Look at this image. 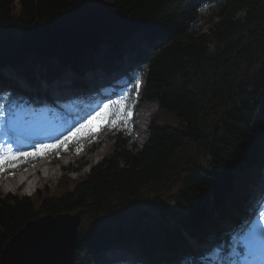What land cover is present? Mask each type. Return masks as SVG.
<instances>
[{"label":"trees","instance_id":"16d2710c","mask_svg":"<svg viewBox=\"0 0 264 264\" xmlns=\"http://www.w3.org/2000/svg\"><path fill=\"white\" fill-rule=\"evenodd\" d=\"M71 22L98 25L110 68L132 34L144 31L141 38L150 43L137 55L149 70L142 99H158L159 112L134 151L136 128L126 120L133 79L128 108L111 103V121L119 117L114 151L88 174L66 173L53 191L34 196L0 194V254L31 219L83 209L89 224L81 227L74 264H194L183 228L206 235L217 222L214 208L236 217L250 196L248 176L257 178L247 168L260 163L263 171L264 0H0V70L11 64L34 80V63L47 62L50 78L67 65H95L99 47L65 49L55 61L22 42L36 28ZM10 89L22 91L15 83ZM196 147L202 160L193 155ZM174 187L168 197L157 196ZM153 195V219L130 214ZM114 245L146 258L106 263L102 251Z\"/></svg>","mask_w":264,"mask_h":264},{"label":"rangeland","instance_id":"374dc122","mask_svg":"<svg viewBox=\"0 0 264 264\" xmlns=\"http://www.w3.org/2000/svg\"><path fill=\"white\" fill-rule=\"evenodd\" d=\"M244 12H245V10H242L239 13V15L241 13H244ZM215 20L216 21L218 20V16L215 17ZM45 27H48V26H45ZM206 27H204V28H206ZM141 32L142 31L135 32L133 34V36L126 42V46L130 47L132 44L137 43L139 41V36H140ZM144 45H146V44H144ZM106 49H107V46H103L102 50L105 51ZM103 51L96 54V62H97V65H99V66L104 64ZM130 57L132 58V60L135 59V57L130 52H128V51L124 52L122 54L121 58L118 60L117 65L122 64V62L124 61V60L121 61L122 59L127 60V59H130ZM133 62L134 63L132 64V66L135 69H137L138 68V61L133 60ZM6 71L7 72L9 71L8 73H10V75H11V76L9 75L10 79H13L15 81L17 80V82L19 84L20 83H26L23 79L17 77V73H16L17 70L12 65L7 66ZM34 71L36 72V77H37V80L40 83V85H42V84L45 85L46 81L41 76L39 69L36 65H34ZM119 71H121V70H119ZM85 73H88L89 75L91 73L90 76H93V74H95L97 76L94 79L92 77H89V80H91V82L89 83L90 86L88 88H80V87L74 88V89L78 90V91H76L77 93L81 94V95H79V97H81L82 94H85L86 100L90 99L89 93L92 92L94 82H97V80H99V82H102L101 83L102 86L108 88L107 92L110 93L109 89H110L111 84L114 83L118 79L114 75H108L106 73L101 74L95 70H92V71L88 70V71H85ZM97 73H99V74H97ZM12 75H13V77H12ZM119 75L121 77H123V80H125L127 77L126 75H124L121 72ZM15 77H17V79ZM75 77L76 76H74L72 78H75ZM72 78L67 79V80L65 78H63V80L70 82L72 84L74 81V79H72ZM3 84L4 83H1L0 85H3ZM71 84L68 86L71 87L72 86ZM20 85H22V84H20ZM43 85L41 88L43 90H45V87ZM81 91H83V92H81ZM104 95L100 96L97 100L102 99L104 97ZM86 100L84 102H87ZM97 100L96 99L91 100L88 103H93ZM105 101H107V100H105ZM105 101L103 103H101L100 105H97L93 109V111H91V112L85 111L83 114H78L77 116L74 115L71 118L70 117L65 118L63 112H60L59 110H56V111L49 110L48 116L50 119H48V117L46 115V110L43 111L44 114H41V115H44V117H46V119H47L46 121L48 122V125H46L44 129L43 128L40 129V131H39L40 134L43 133L44 135H47V136L49 134L50 135L54 134L53 137H56V139H54V142H47L46 144H55L58 141L63 140L64 137L69 136L72 133H74V130L79 125V123H85L86 126L90 127L89 135L95 137V138L93 137V142H95V141L99 142V145H98V147H95L96 149L93 152H91V151H87V146H85L86 144H84L80 148L78 155L76 154L75 157H71L72 162H70V164H68L69 159L66 157H62L59 154V151H57L55 153V163H53L52 165L51 164H44L42 166V168H43L42 173L39 174V176H38L40 178V180L38 182V189L50 187V189L53 188L52 189V191H53L56 188V184H57L58 179L60 178V176H62L63 173H65V171H66L65 169L69 168V167H72L74 169H78V171H71L72 168H69V172L73 177H77V178L80 176L83 177L85 174L89 173L90 170L92 169V167L95 166L98 163V161L102 160L108 152L113 151V148L111 146V143L115 141L113 136H111L110 134L108 135L107 133H105V135L100 134V135L96 136L98 131H101L103 129V127H105L107 125V121L105 119L100 120L99 119L100 115H98L99 110L101 109V106H103ZM32 102H33V98H31V97L29 98L28 96H24L23 98H14L10 101L9 105L6 107L3 114L2 115L0 114V155H3L7 151L8 146H10V143L8 141H6L8 139V136H6V131L10 128V126L12 124L11 121H12L13 117L14 118H13L12 122H19L21 124L29 123L30 120H32V119H37L38 120L37 123H42V121L38 119L37 113L34 116V115H31V112L29 110L25 109V108L32 107L31 106ZM85 105H87V104L84 103L80 107L85 106ZM147 105L151 106L152 109H151V112L150 113L148 112L147 115L144 117L146 119L145 122L144 121L142 122L141 121L142 117L140 116V113H141L142 109ZM147 105H145L142 109L138 108L135 113L133 110H129V119L133 118L134 116L136 118L134 121L135 126L137 128V130H136V143L129 145L130 148H132L134 151L140 150L144 146L145 142L147 141V139L149 137L150 124L153 120L154 115L158 111V102L157 101H152L151 103H148ZM77 107H78L77 105H74L73 106L74 110H76ZM20 109H21V111H18ZM22 109H25V110H22ZM15 112H16V115H15ZM20 112H21L22 116H19ZM32 112H34V111H32ZM39 112H41V111H39ZM16 117H17V119H15ZM54 121H55V123H54ZM51 123L53 125H51ZM141 128L146 129V133H145L146 137H144L142 139V141L139 140V132H140ZM11 131H13V130H11ZM23 132H25L24 133L25 135H27L28 133L36 134V130H26ZM8 134L11 137H13L10 133H8ZM100 140H101V142H100ZM19 142L22 144L27 143L26 139L20 140ZM141 142H142V144H141ZM12 144H14V142ZM68 147H69V145L67 146V148ZM35 148H37V146L25 148V150H26L25 152L35 151ZM67 148L61 146V149H67ZM102 148L104 150L100 151ZM81 155H83L82 158L80 160H76L78 158V156H81ZM193 155L195 157L200 158V160H202V158H204V153H202V148L196 147L194 149ZM64 165H66V166H64ZM49 168H51L53 175L51 177H46V176H44V174L48 173V171L46 172L44 170L49 169ZM258 169H259V167L256 165V166H253L252 168L248 169V172L252 173V174H256L258 172ZM21 186H23V185H21ZM252 186H253V189H252V191H253L257 187V184L252 183ZM0 187H1V184H0ZM173 189H170V190L167 189L166 191H163V192H167V193L170 191L174 192L176 190V188H173ZM9 192H14V193L17 192V193H21L22 195H29L25 191L24 187L18 188V186H17V187L11 188V189H7L6 187L2 186L0 188V193L2 195H5ZM159 196L165 197L168 195H162L161 193H159ZM173 204L176 205V203H173ZM156 212H157V205H156V200H155V195H154V196L146 199L145 201H142V202L136 204L133 207V209L131 210L130 214L137 217V218H140L142 220L149 221V220L154 218V216L156 215ZM88 224H89V221L87 220V218L83 217L82 226L88 225ZM232 241H234L233 236H232ZM213 247H214L215 258H217L218 257L217 253H219L218 252L219 249L216 245H214ZM252 248H256V246H252ZM110 254L111 253H109L107 255L104 254V255L108 259H113V257H115V256L112 257V256H110ZM111 255H113V254H111ZM124 257H126V256H124ZM244 258H245V256H242V257L238 258V260H236V261H243ZM256 258H259V257L256 256ZM252 261H255V259L253 257H250L249 263H251ZM233 263L234 262H231L230 264H233Z\"/></svg>","mask_w":264,"mask_h":264},{"label":"water","instance_id":"95a60500","mask_svg":"<svg viewBox=\"0 0 264 264\" xmlns=\"http://www.w3.org/2000/svg\"><path fill=\"white\" fill-rule=\"evenodd\" d=\"M104 39L96 24L70 23L34 29L22 41L31 52L56 56L64 48L84 50ZM82 213H48L30 220L9 239L0 264H73Z\"/></svg>","mask_w":264,"mask_h":264},{"label":"bare ground","instance_id":"6f19581e","mask_svg":"<svg viewBox=\"0 0 264 264\" xmlns=\"http://www.w3.org/2000/svg\"><path fill=\"white\" fill-rule=\"evenodd\" d=\"M92 70H95L101 74H103V73L107 74V72L103 71L101 66L99 67V69L94 68ZM99 73H97V74H99ZM90 75H91V73H90ZM90 75H87V77H86L87 82H84V83L79 84V85H76V83H75L76 79L72 78V79H74V81L72 84L70 83L72 85L71 87L68 86V85H70L69 82H67L65 80H64L65 82H61L60 85L65 90L66 98L72 99L75 102L85 101L86 100L85 94H82V96L79 97V95H81V94L77 93L76 91H78V90L74 89V88H78V87L88 88L90 86L89 83L91 82V80H89V77H92L93 79L97 77L95 74H93V76H90ZM101 83L102 82H99V80H97V82H94L92 92L89 93L90 99L86 100L87 102H90L91 100H95V99L97 100L100 96H102L104 94L106 95V93L108 94V92H107L108 88L102 86ZM81 92H83V91H81ZM151 109H152V107L149 105L145 106L142 109V111L140 113V116L142 117V120H141L142 122L143 121L145 122L146 119L144 117L147 115L148 112L149 113L151 112ZM43 111H41V112L37 111L38 119L41 120L42 123H37L38 122L37 119H32V120H30L29 123H25V124H21L19 122H12L11 126H12L13 131H9L8 133H10L15 139H18V138L20 139V138H24V136H25V134H24L25 132H23V131L36 130V135L39 138H41L42 135L39 132L40 129H42V128L44 129L45 126L48 125V122L46 121L47 120L46 117H44V115H41V114H44ZM19 116H22L21 112L19 113ZM15 119H17V117ZM51 125H53V124L51 123ZM145 133H146V129L141 128L140 132H139V140L140 141H142V139L144 137H146ZM141 144H142V142H141ZM103 150L104 149L102 148L100 151H103ZM43 164L44 163H42V162L31 164V165L26 166L23 169H20V170L14 172L13 174L10 175V177L6 178L1 183V187L4 186L7 189H11V188L19 186L20 184L25 185L27 183V180L24 177L25 175H30V177L33 179L32 183L38 184V182L40 180V178L38 176H39V174H41V171L43 170V168H42ZM44 171H46V172L48 171V173L44 174V176H46V177H51L53 175L51 168L45 169ZM261 190H262V187H260V189H258L255 192L256 196L253 198V201L249 205L250 207L248 206L246 209L245 221H246V223H248V225H250V228H251L250 232L248 233V236L250 237L251 240H253V242L251 243V247L256 246V248H254V249L256 250V256L259 257V258H254L255 261H252L251 263H247V264H259V259H260V257L263 256V253H264L261 250V248L264 247V237H263L264 236V217L259 216V219H255V220H252L251 218L248 217V216H250V213L254 212L256 209V204L258 202Z\"/></svg>","mask_w":264,"mask_h":264},{"label":"snow or ice","instance_id":"6c2138e0","mask_svg":"<svg viewBox=\"0 0 264 264\" xmlns=\"http://www.w3.org/2000/svg\"><path fill=\"white\" fill-rule=\"evenodd\" d=\"M139 85H137L138 87ZM109 108L108 104L104 105V110H107ZM99 115V113H98ZM112 126H116L115 121H112ZM85 125H81L80 128L76 129L74 133H72L69 136L64 137L63 140L58 141L55 144H41L38 148L35 149V151H29V152H14L11 148V146H8L7 151L0 155V172L4 171L7 167H15V162L18 160H22L29 157H37L40 156L47 151H50L52 149H56L58 147H65L67 148L68 144L72 142L74 139L78 140L77 134L80 133L81 129H83ZM247 247V246H246ZM248 255L256 258V250L252 247H248Z\"/></svg>","mask_w":264,"mask_h":264}]
</instances>
